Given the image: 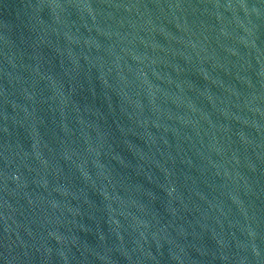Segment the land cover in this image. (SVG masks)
<instances>
[{
	"label": "water",
	"instance_id": "water-1",
	"mask_svg": "<svg viewBox=\"0 0 264 264\" xmlns=\"http://www.w3.org/2000/svg\"><path fill=\"white\" fill-rule=\"evenodd\" d=\"M0 264H264V0H0Z\"/></svg>",
	"mask_w": 264,
	"mask_h": 264
}]
</instances>
